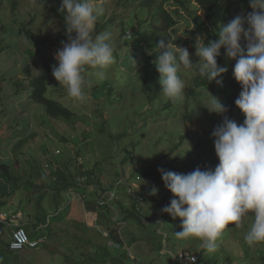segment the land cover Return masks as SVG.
Listing matches in <instances>:
<instances>
[{"label": "rangeland", "instance_id": "obj_1", "mask_svg": "<svg viewBox=\"0 0 264 264\" xmlns=\"http://www.w3.org/2000/svg\"><path fill=\"white\" fill-rule=\"evenodd\" d=\"M39 1L0 0V157L12 158L18 184L29 177L39 179L48 189H44L47 195L42 200L43 210L33 209L35 198L43 189L27 192L22 186L9 198L13 207L0 210V220L5 214L8 218L3 235L7 240L16 224H22L32 239L45 236L37 247L9 253L6 264H106V250L112 262L121 259L126 264H175L173 257L182 252L196 255L200 264H264V243L250 246L244 239L254 219L251 213L240 227L230 224L218 239L216 251L208 252L199 239L176 236L182 230L180 219L161 211L174 197L161 179L153 181V171L162 165L185 174L197 167L214 169L218 159L211 134L224 119L205 108L210 105L209 94L220 102L222 94L220 85L198 75V64L191 70L182 68L179 73L186 85L184 98L172 102L162 94L153 63L158 50L150 46L149 40L154 37V30L163 28L161 19L156 18L162 2L156 0L148 8L140 5L146 0H97L103 11L93 37L110 34L115 63L107 70L106 79L96 81L88 90V99L78 102L52 76L55 53L69 38L66 12L59 11L61 0ZM182 1L170 0L163 5L177 20L169 29L171 38L176 40L174 44L186 47L195 64L199 62L194 47L197 36H202L207 44L205 33H217L222 24L208 29L213 25L208 18L202 31L196 25L208 11L197 7L194 0ZM247 13L243 11V15ZM22 23L35 37L18 32ZM246 44L242 38L241 46L246 49ZM220 51L217 63L228 67L223 84L226 76H233L235 60H228L223 48ZM92 71L89 68L85 75L90 76ZM39 73L47 75L46 96L68 107L73 116H48L44 107L32 100L30 79ZM241 116L242 113L236 119L228 118L242 124ZM49 159L53 164L58 161L67 166L73 175L78 169L90 170L87 189L79 194L54 190L59 184L35 171V166L40 167ZM98 184L113 187L117 197L113 200L116 209L110 213L117 215L118 221L103 219L102 227L110 226L115 233H122L125 245L108 244L101 235L100 221L98 226H87L92 221L86 222L82 207L91 203L95 208L94 189ZM153 187L158 189L156 195L151 194ZM21 197L30 198V203H23L22 208H17L18 213H13ZM70 199L66 214L67 210L61 208ZM120 204L139 218L125 217L122 227L119 222L124 221V209ZM103 213L110 216L107 209ZM34 214H46L41 225L46 223L30 231Z\"/></svg>", "mask_w": 264, "mask_h": 264}, {"label": "clouds", "instance_id": "obj_2", "mask_svg": "<svg viewBox=\"0 0 264 264\" xmlns=\"http://www.w3.org/2000/svg\"><path fill=\"white\" fill-rule=\"evenodd\" d=\"M249 7L251 12L243 15L245 9L241 8L221 25L217 39L205 44L204 38L197 36L198 63H193L186 47L165 39L156 44L158 54L153 61L162 94L176 102L185 96V81L179 75L182 68L191 70L198 64L200 77L221 85L228 72L227 66L217 63L221 48L228 60H235L232 72L241 91L234 103L244 121L237 124L225 116L214 128L211 135L218 164L214 169L197 167L186 174L157 170L174 197L161 211L181 221L182 230L175 235L199 239L208 252L216 251L218 239L230 224L240 227L249 213L254 219L245 242L250 246L264 243V0H249ZM59 11L66 12L69 38L55 53L52 76L71 98L84 102L88 90L96 81L106 79L107 70L115 63L114 43L107 33L93 37L103 11L97 0H61ZM242 38L247 41L246 49L241 46ZM89 68L93 71L86 76ZM209 96L210 105L205 108L210 113L227 111L218 98ZM157 192L153 187L151 194Z\"/></svg>", "mask_w": 264, "mask_h": 264}, {"label": "trees", "instance_id": "obj_3", "mask_svg": "<svg viewBox=\"0 0 264 264\" xmlns=\"http://www.w3.org/2000/svg\"><path fill=\"white\" fill-rule=\"evenodd\" d=\"M42 1V0H40ZM39 1V2H40ZM156 0H146L145 2H140V5H147L148 8H151L150 6H152L155 3ZM162 2V6L161 8L157 11V14H159V16H157L156 14V18L161 19L162 22V29H157L160 31H155V34L153 38H151L150 36V46L151 47H156V44L158 43L159 40L161 39H165L168 40L171 43H176V40L173 39V37L171 38V35L169 33V29H171L173 26H175L177 24V20L174 18L173 15H171L167 9L164 7V3L165 2H169L170 0H160ZM182 1V0H181ZM195 4L197 5V7H199L202 10H207L208 13L206 12V18L203 19L202 21H200L199 23H197L196 27L201 29L202 31L204 30V26H205V22L208 18H210L213 22V25H209L208 29H211L212 26H217L222 24H227L232 18H234L236 16V13L239 9H245L249 12L252 11V9L249 7V0H194ZM183 2V1H182ZM12 5L10 7V9H13ZM238 9V10H237ZM197 20V18H196ZM18 32L22 35V36H26V37H35V34L33 33L32 30L29 29V27L26 24H21L18 26ZM245 28H247V25L245 24ZM218 32L217 33H212L210 30H208V32L205 33L206 39L209 40H215L218 38ZM29 66H25V71L28 73L29 70ZM226 75V74H225ZM47 75L46 73H39L37 76L32 77L30 79V84L32 87V92H31V98L35 103H39L41 104L44 109L45 112L48 116L51 117H65V118H70L71 116H73V112L66 106H64L62 103L54 100V99H50L46 96V91H47ZM219 90L221 95V103L225 106V108L227 109V111L225 113H223L221 116H226L229 118H237L240 116V110L235 106V99L238 97L240 91H241V86L240 84L234 79V77H230V76H226V79L224 80L223 84L219 86ZM241 118L243 119L244 116H241ZM66 140V139H64ZM19 142H22V140L18 141L17 144H20ZM61 154V153H59ZM57 154V155H59ZM12 158H1L0 157V210H5L7 209L9 206L13 207V205L9 202V198L13 197L15 195V192L17 191L18 186H22L23 190L29 192L31 190H35V189H43V192L40 193L39 195L36 196L35 198V203L33 205V209H37L38 210H43L44 204L42 202L43 198L47 195V191L44 189L46 188V184L45 183H41L40 181H37L39 179H35V180H31L29 177L26 178V180L24 181V183H22V185L18 184L19 182V178L16 175V171L15 169L11 166L12 164ZM48 161L47 163H43L40 164V167H36L35 166V171L42 173V174H47V176H49V178H53L54 181H56L59 185L58 188H55L54 190H65L68 193H82L87 189V186L89 185V181H91V171L90 170H79L78 168V172L76 175H73L68 169L67 166L62 165L61 163H59L58 161H56V164H53V162L49 159L46 160ZM61 162V161H60ZM82 166V165H80ZM79 166V167H80ZM159 168H163L165 170L166 169L163 165L160 166ZM158 168V169H159ZM156 169V170H158ZM45 170H48V172H46ZM15 171V172H14ZM171 171V170H168ZM152 179L153 181H160L161 179V175L160 173L157 171H153L152 173ZM46 176V175H45ZM162 180V179H161ZM121 180H118L117 183H120ZM116 183V185H117ZM88 184V185H87ZM87 185V186H86ZM108 188H113L111 186H104L102 184H98L95 189L94 192L96 194V192L99 189H108ZM48 190V189H47ZM53 190V191H54ZM56 194L55 193H51V197H54ZM58 197V196H57ZM54 198L53 200V204L55 205V201L56 198ZM135 197V196H134ZM85 198V196H84ZM83 198V199H84ZM20 201V205H17L15 207V209H13V213H16L18 210L17 208H22L23 207V203H30V198L28 199H23L22 197L18 199ZM70 204V200L67 203V205L63 206L61 208V210H67L66 214L68 213V209H69V205ZM120 207L122 209L123 208V204H120ZM58 212V210H57ZM38 213V212H37ZM109 213V212H108ZM35 215V219H34V223L30 226V231L31 229H33V227H38L39 223H43L42 219L44 217H47L46 214H41L40 217H38L36 214ZM100 219L102 218L107 220L108 219V214L106 215L105 213H99ZM130 217V216H135L138 217L135 213L129 212V211H125L124 209V220L125 217ZM102 220H100V223L102 224ZM8 218L6 220H0V264H6L7 260H8V254L13 252L11 250H9V241L7 240V238L3 237L4 235V229L6 228ZM104 221V220H103ZM46 222H44L45 224ZM43 224V225H44ZM36 229V228H35ZM113 231V230H111ZM112 235H114V232H111ZM107 257L108 260H111V254L110 252H108L107 250L104 253ZM113 257V256H112ZM114 259V257L112 258ZM107 260V261H108ZM106 261V262H107Z\"/></svg>", "mask_w": 264, "mask_h": 264}, {"label": "built area", "instance_id": "obj_4", "mask_svg": "<svg viewBox=\"0 0 264 264\" xmlns=\"http://www.w3.org/2000/svg\"><path fill=\"white\" fill-rule=\"evenodd\" d=\"M71 194H74V192ZM76 194H79V193H76ZM83 198H84V195L82 196L81 200H83ZM116 198L117 197H116L114 188L99 189L96 192V198H95V204H96V207L99 213H103V211L106 209L108 211H113V210L115 211L113 200H115ZM6 219H7V214H5L3 216V219L1 220H6ZM111 220L113 222L118 221V216L117 215L114 216L113 214L111 216ZM122 223L124 224L122 225ZM119 224L123 227L125 225V220L120 221ZM105 231L102 233V235L104 236L105 239H107L108 244H112L118 247L119 245H121V243L124 242L122 233H115L118 239V241H116V239L111 236V233H106L107 231L106 232ZM44 241H45V237H41L37 239L30 238L26 229L22 225L16 224L13 226V230L11 233V237L9 241V250L18 251V250L23 249L24 247H31V248L37 247L39 243L44 242ZM123 245H125V243H123ZM177 261L180 262L181 264H200L198 262V257L196 255L189 256L188 252H182L180 255L174 256L173 262L175 264H178ZM106 264H125V263H117V262H112V260L111 261L109 260L106 262Z\"/></svg>", "mask_w": 264, "mask_h": 264}, {"label": "crops", "instance_id": "obj_5", "mask_svg": "<svg viewBox=\"0 0 264 264\" xmlns=\"http://www.w3.org/2000/svg\"><path fill=\"white\" fill-rule=\"evenodd\" d=\"M95 193V192H94ZM72 200H70V202H71ZM70 205H71V203H70ZM89 206H83L82 207V211H84L85 212V220H86V222H88L89 221V219H91V221H92V223L91 224H88L87 226H98L99 224H98V221H100V220H102V218L100 219V216H99V211H98V209H97V207H96V204H95V200H94V206H95V208L92 206V204L90 203V204H88ZM72 208V207H71ZM115 208V207H114ZM70 209V208H69ZM116 209V208H115ZM70 211V210H69ZM90 211H92V212H90ZM3 212H5V210H3ZM9 211L7 210V212L6 213H8ZM109 213L110 212H112V211H108ZM18 213V212H17ZM72 214H73V212H72ZM110 216H111V213H110ZM108 217L109 218V220L108 221H112L111 220V217ZM96 219V220H95ZM113 222V221H112ZM20 225H22V224H20ZM44 225H41V224H39V226L38 227H43ZM100 226H101V228H102V233L105 231V230H113V231H111V232H114L113 234L114 235H112V233H111V236L113 237V238H115L116 239V241H118V239H117V235L115 234V231H114V228H112V227H110V226H107V227H102V224H100ZM114 226V225H113ZM38 227H36V229L38 228ZM102 233H101V235H102ZM123 236V235H122ZM41 237H45V236H41ZM41 237H39V238H41ZM102 237H104L103 235H102ZM34 239V238H33ZM123 240H124V238H123ZM133 257V256H132ZM120 260L121 259H118V261H116L117 263H125V262H120ZM109 261V260H108ZM111 261V260H110ZM126 264V263H125Z\"/></svg>", "mask_w": 264, "mask_h": 264}]
</instances>
